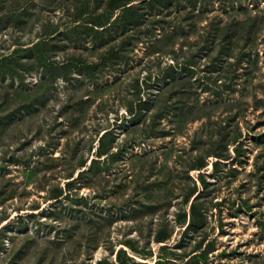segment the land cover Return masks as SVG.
I'll return each instance as SVG.
<instances>
[{
  "label": "rangeland",
  "instance_id": "1",
  "mask_svg": "<svg viewBox=\"0 0 264 264\" xmlns=\"http://www.w3.org/2000/svg\"><path fill=\"white\" fill-rule=\"evenodd\" d=\"M35 14L23 32L0 33V55L38 41L44 22L66 28L61 9ZM158 17L149 33L136 32L126 58L102 65L109 46L93 41L53 52L58 64L72 54L101 63L92 74L38 66L15 81L0 77V264H119L121 248L129 264H264V0H204ZM171 66L176 86L164 99L182 103L183 123L173 113L152 118ZM139 99L150 107L135 116L128 107ZM221 125L230 157L219 159ZM108 131V153L98 155ZM199 155L208 165L187 172ZM92 158L95 170L69 190L70 173ZM194 182L206 189V256L193 253L202 236L182 237L191 203L181 187ZM60 187L64 195L52 199ZM159 197L170 207L143 214ZM162 224L173 232L167 242L155 241ZM128 239L152 254L135 253Z\"/></svg>",
  "mask_w": 264,
  "mask_h": 264
},
{
  "label": "trees",
  "instance_id": "2",
  "mask_svg": "<svg viewBox=\"0 0 264 264\" xmlns=\"http://www.w3.org/2000/svg\"><path fill=\"white\" fill-rule=\"evenodd\" d=\"M204 0H0V33L5 30H13L14 32H23L30 22L36 15V10L39 6L47 7L50 9H61L64 15L67 16L66 28L64 30L60 29V25L54 24L51 21L43 23V27L39 33V40L31 43V46L26 48L19 47L16 48L9 54L0 55V77L6 78L10 77L12 80L19 76H23L27 71L38 66L44 69H61L67 72L69 68L73 65L79 70H87L92 74L96 69L101 66V63H87L81 57L76 54H72L63 62V64H58L52 60V54L57 48L70 49L76 48L82 44H86L89 41H93L94 48L100 49L103 47H108L106 51L107 58L104 59V63L108 60H115L117 58H126V50L130 45L132 39L135 38L137 31L142 32L147 30L149 33L151 27H155V22L159 21L157 17L164 12H168L174 8H194L198 3ZM193 11V10H192ZM192 13V12H190ZM159 18V17H158ZM161 20V19H160ZM169 36V35H168ZM121 38V41H117ZM22 48V49H20ZM21 52H24L29 57H32V61L24 62L21 61ZM174 71V68L168 69V74L170 75ZM169 78V84L159 95V98L155 99L152 108L155 110L152 114L154 120H161L163 116L168 114H175V118L179 123H183L182 116H184V106L180 101L174 102L172 100L165 101V94L172 91L176 86V80L174 75ZM168 78V77H167ZM139 99L137 105L133 102L130 103L129 110L131 114L138 116V112H142L144 109L150 107V102H141ZM137 110V113L135 112ZM191 112V110H190ZM220 146L214 153L219 159L224 157H230L227 152V142L224 140L227 136V127L221 125L219 132ZM110 132H105L99 140V147L97 149L98 155H104L108 153L109 147L106 144V140L109 138ZM218 136V137H219ZM237 138L232 137L229 141H235ZM74 154L72 157L74 158ZM208 156H211L209 153ZM101 157V156H100ZM100 160L92 158L90 166L87 169L81 170L78 176L75 177L74 173H70L69 178L72 179L68 182L67 188H71L77 183V179L81 175L88 171L95 170V165ZM87 160H82L78 164V167L85 168L87 166ZM220 164V161L214 163L215 168ZM208 165L206 162V157L199 155L198 158L194 159V163L188 167L187 172L193 169H203ZM191 178V177H190ZM203 182L205 181L204 175H202ZM159 190H168L167 185L161 184ZM176 188L172 190L175 191ZM206 189L201 191L198 188L196 182L194 186L186 191L184 187H181V191H184L185 198L182 201L183 204L191 203V220L185 226V231L182 237L189 235L192 231L197 234V236H202L198 241H196L195 250L193 253H197L202 250L203 245L207 241L206 236L202 235L200 231L204 228L207 221V210L201 207V198L204 197V192ZM162 192V191H160ZM152 191L150 189H145V194L147 199L151 196ZM174 193V192H173ZM153 194V193H152ZM64 195L63 188H58L51 194L52 199L59 200ZM169 199H159L155 203H148L143 205V214H155L157 211L165 209V207H170L171 201ZM137 211L136 208H132ZM142 214V215H143ZM18 219L22 216L18 215ZM179 216L182 220L187 217V213ZM7 224L11 220L6 219ZM84 223L90 225L92 221L84 219ZM168 224H162L160 229L155 234V241L157 242H167L172 238V231L167 227ZM3 227L0 228V237ZM182 239L178 243H182ZM125 245L129 247L132 251L140 255L152 254L151 251H147L144 247H140L138 242L134 239H128L125 241ZM166 246V245H165ZM211 245H207L204 251H201V255L206 256L210 252ZM195 254L194 256H198ZM119 264H129V260H132L128 256L127 250L120 249L117 253ZM162 261H157L156 264H160ZM97 264H117L108 260L99 261ZM141 264V263H136Z\"/></svg>",
  "mask_w": 264,
  "mask_h": 264
}]
</instances>
